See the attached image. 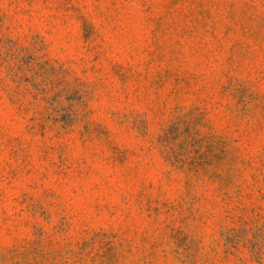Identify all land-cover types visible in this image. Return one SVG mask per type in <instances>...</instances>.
Segmentation results:
<instances>
[{"label": "rangeland", "instance_id": "rangeland-1", "mask_svg": "<svg viewBox=\"0 0 264 264\" xmlns=\"http://www.w3.org/2000/svg\"><path fill=\"white\" fill-rule=\"evenodd\" d=\"M0 264H264V0H0Z\"/></svg>", "mask_w": 264, "mask_h": 264}]
</instances>
